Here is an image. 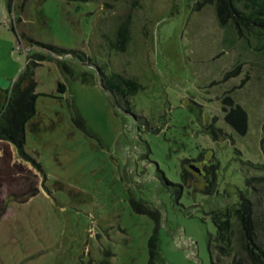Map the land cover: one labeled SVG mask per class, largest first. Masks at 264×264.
Masks as SVG:
<instances>
[{"label":"rangeland","instance_id":"obj_1","mask_svg":"<svg viewBox=\"0 0 264 264\" xmlns=\"http://www.w3.org/2000/svg\"><path fill=\"white\" fill-rule=\"evenodd\" d=\"M227 3L0 0V115L37 60L42 167L0 138V264H149L148 210L156 264H212L214 212L255 188L264 208V8Z\"/></svg>","mask_w":264,"mask_h":264},{"label":"trees","instance_id":"obj_2","mask_svg":"<svg viewBox=\"0 0 264 264\" xmlns=\"http://www.w3.org/2000/svg\"><path fill=\"white\" fill-rule=\"evenodd\" d=\"M248 1L259 5L258 9L263 10L264 4H260L259 0ZM228 2L229 4L227 3V7L229 9L238 11L233 0H228ZM218 15L222 24H224V18L220 10ZM240 18L242 19L243 16H240ZM241 26L242 25H238V27ZM43 46L47 47L53 53H74V51L62 49L55 45L43 44ZM34 57H39L38 59L40 60L51 59L50 56L42 54H37ZM58 63L61 70L72 72L70 67H68L63 60L59 59ZM37 66V60L33 59L30 61L29 59L26 63L25 70L13 82L11 89L8 90L10 92L9 102L6 109L0 115V138L10 140L14 143L21 156L35 162V164L42 169L41 165L24 150V145L26 143V124L36 114V100L39 94L36 92L37 80L35 78V68ZM58 90L64 93L66 84L60 82ZM233 114L239 116L241 114L244 119L247 117L246 112L241 107L233 109L232 112L228 114L227 120L231 121L230 117ZM74 120L77 124L86 128L85 120L77 109H75ZM189 161L198 163L197 158L188 159V163L186 164L195 168L200 167L193 165ZM204 165L206 164L202 166L207 173L208 167ZM186 171V165H184L183 175L186 174ZM253 179L254 177L247 178V184L250 185ZM258 193L256 188L251 194L245 192V190H240L237 202L228 205L225 209L214 212L213 221L216 224L217 230L216 234L209 239V252L212 264H264V208H261L262 201ZM133 204L134 207L139 210L134 202ZM148 212L156 219L154 233L150 236L148 241L149 264H156L159 256L158 215L151 210H148Z\"/></svg>","mask_w":264,"mask_h":264},{"label":"flooded vegetation","instance_id":"obj_3","mask_svg":"<svg viewBox=\"0 0 264 264\" xmlns=\"http://www.w3.org/2000/svg\"><path fill=\"white\" fill-rule=\"evenodd\" d=\"M195 173L196 174H203L205 175L206 171H205V168L202 166L198 167V168H195Z\"/></svg>","mask_w":264,"mask_h":264},{"label":"crops","instance_id":"obj_4","mask_svg":"<svg viewBox=\"0 0 264 264\" xmlns=\"http://www.w3.org/2000/svg\"><path fill=\"white\" fill-rule=\"evenodd\" d=\"M11 143V142H10ZM14 145V144H13ZM15 146V145H14Z\"/></svg>","mask_w":264,"mask_h":264}]
</instances>
